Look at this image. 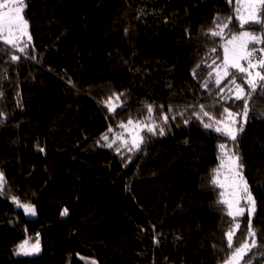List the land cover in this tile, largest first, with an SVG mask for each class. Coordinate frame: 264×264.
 Masks as SVG:
<instances>
[{
	"label": "trees",
	"instance_id": "16d2710c",
	"mask_svg": "<svg viewBox=\"0 0 264 264\" xmlns=\"http://www.w3.org/2000/svg\"><path fill=\"white\" fill-rule=\"evenodd\" d=\"M24 2L32 38L26 52L12 62L10 46L0 43V172L6 181L0 264H86L79 255L98 264H224L230 254L225 233L235 221L212 183L221 143L241 157L261 243L264 98L259 89L253 94L235 144L191 114L192 106L199 111L204 105L220 119L225 107L242 108V101L221 99L227 88L201 87L207 64L223 57L222 48L210 53L216 45L204 33L216 17H234L235 1ZM252 27L262 29L245 26ZM229 29L240 30L239 23L233 19ZM121 92L125 107L110 114L102 102H115L113 93ZM146 104L156 109V124L169 116L165 134L146 139L135 153L104 146L109 125L119 131L121 121H145ZM12 197L33 203L37 216L26 217ZM242 219L234 247L247 236L248 217ZM37 234L42 251L16 256L17 246ZM249 258L264 264V248L252 249Z\"/></svg>",
	"mask_w": 264,
	"mask_h": 264
},
{
	"label": "snow or ice",
	"instance_id": "6c2138e0",
	"mask_svg": "<svg viewBox=\"0 0 264 264\" xmlns=\"http://www.w3.org/2000/svg\"><path fill=\"white\" fill-rule=\"evenodd\" d=\"M231 4L232 0H228ZM27 7L24 0H3L0 2V43L5 46H10L9 50L13 52L10 56V61H19L22 57L16 53L24 54L31 42V35L28 32V21L25 19L23 12ZM4 9H7L6 11ZM234 17H228L227 22L221 20L220 17H216L213 21L214 27L204 33L206 37L212 38L213 43L216 45L209 49L210 53H217V48H222L223 57L220 63L217 60L220 59L219 55L212 59L211 64H207L208 79L204 80L201 87L207 89L209 84L214 82L219 93H224L225 89L229 95L227 97L221 96V99H234L235 101H242V111L232 112L229 108L225 107L220 119H216L211 116L208 111L205 110L204 105H199V111H196L195 106H192V116H194L205 129H210L216 133L221 134L233 144L237 141V136L240 132H243V124L247 122L249 116L250 107L249 101L253 94H257L261 98H264V47L255 48L249 50V45H264V35L258 36L252 32L245 30V26L249 24H259L264 28V0H236L234 8ZM235 19L240 26L238 33H232L229 29V25ZM228 31V35H225V30ZM24 37H27V41H24ZM219 38V41L216 40ZM258 53L260 55H258ZM34 59V57H32ZM255 60V62H253ZM243 62V63H242ZM206 63V61L204 62ZM246 64V66H245ZM201 67L200 64L196 65L193 69V77L197 76V69ZM240 79V83H237V79ZM227 80V84L221 87L222 81ZM71 83V81H69ZM247 86V91L245 88ZM3 94L0 93V96ZM126 93H113V97H109L108 100L102 103L107 108L110 114H117V109H123L124 103L121 101V97ZM148 116L145 121L133 120L129 118L127 122L121 121L117 127L122 129L121 132L114 133V129L109 125L107 132L101 137L106 143L104 146L112 148L116 145L115 151L121 154V149H126L129 153L139 152L142 149V145L146 139H150L151 136L165 134V127L169 123V116L163 115L162 123L156 124L154 122L153 112L156 110L152 104L145 105ZM163 109V105L158 106ZM168 111L171 112L172 108L169 106ZM183 116V113H179ZM226 114V115H225ZM4 114L0 112V117ZM207 117V121L205 120ZM239 118V119H238ZM175 119V117H171ZM242 121V122H241ZM185 124L189 121L186 119ZM238 125V126H237ZM114 133V138L109 141V134ZM141 133H146L142 135ZM126 134V135H125ZM119 141V144H117ZM221 156L219 157L221 168H227V175L224 177V181L221 182L220 168L214 169L215 173L212 179L214 186L226 191L220 192V199L218 203L227 206V215L234 221L247 212V236L243 242L234 247V236L239 229V223H236L232 229L225 233L227 238V248L230 250V254L224 259V264H250L249 261H245V256L254 248H264V232L260 233V241H257V232L252 226V217L256 213V200L252 195L247 180L243 175V163L241 157L233 152L231 149H227V144L221 143L218 145ZM41 152L43 148L39 149ZM130 160L131 157H128ZM6 184L4 174L0 172V195L4 194V185ZM13 201L18 207L22 208L26 214L35 215V207L21 203L19 198L12 197ZM243 201V204L241 203ZM67 209H64L61 215H67ZM40 252L39 238L37 234L36 242L29 244V240H24L18 247L17 255H36ZM91 264H95L92 261Z\"/></svg>",
	"mask_w": 264,
	"mask_h": 264
},
{
	"label": "rangeland",
	"instance_id": "374dc122",
	"mask_svg": "<svg viewBox=\"0 0 264 264\" xmlns=\"http://www.w3.org/2000/svg\"><path fill=\"white\" fill-rule=\"evenodd\" d=\"M235 1V3H236V0H234ZM0 2H3V0H0ZM5 11L7 10V9H4ZM23 15H24V12H23ZM24 17H25V15H24ZM25 19H26V17H25ZM27 20V19H26ZM28 25H29V23H28ZM245 30H247V31H249V32H252V33H254V34H256V35H258V36H261V35H264V28H262V29H256V27H252V28H245ZM240 30H238V31H235V32H233V33H238ZM28 32H29V34L31 35V32H30V28L28 27ZM24 39V41H27V37H24L23 38ZM31 41H32V38H31ZM253 47H255V48H257V49H259V48H262V47H264V45H261V44H257V45H252V44H250L249 45V50H251ZM258 55H260L259 53H258ZM253 62H255V60L253 61ZM220 63V62H219ZM243 63V62H242ZM245 66H246V64H245ZM241 81H240V79H239V77H238V79H237V83H240ZM222 83H224V85H223V87L227 84V80H225V81H222ZM245 88H246V91L248 90L247 89V86L245 85ZM229 109H230V111H232V112H241L242 111V108H239V109H233V108H231V107H229ZM239 119V118H238ZM134 120V119H133ZM135 121V120H134ZM242 122V121H241ZM126 123V122H125ZM238 126V125H237ZM243 126H244V124H243ZM122 131V129H119V131H114V133H118V132H121ZM114 133H112V135L109 137V141H111V139H113L114 138ZM126 135V134H125ZM117 144H119V141H117ZM228 149H230V148H228L227 147V149H226V151L228 150ZM231 150H232V148H231ZM233 151V150H232ZM234 152V151H233ZM220 154V156H221V152L219 153ZM220 164H221V161H220ZM220 164H219V168H220V177H219V179L221 180V182H223L224 181V177L227 175V168L225 167V168H221L220 167ZM222 191H226V189H222ZM21 203H26V204H30V205H32V206H34L35 207V205L33 204V203H31V202H21ZM242 204H243V201L241 202ZM17 205V204H16ZM35 210H36V207H35ZM25 213V212H24ZM25 215H26V217H28V218H34V217H36L37 216V211H36V214L33 216V215H30V214H26L25 213ZM245 216H247V212H245V215L244 216H241V217H238L236 220H235V223H234V225L236 224V223H239V225L241 224V222H242V218L243 217H245ZM248 217V216H247ZM253 218V217H252ZM234 225H233V227H234ZM232 227V228H233ZM231 228V229H232ZM28 240V239H27ZM23 242V241H22ZM36 242V240H34V241H30L29 240V244L31 245V244H34ZM39 245H40V252L42 251V244H41V241H40V239H39ZM18 247V246H17ZM16 251H17V248H16V250H15V255L16 256H25V255H17L16 254ZM39 252V253H40ZM38 253V254H39ZM37 255V254H36ZM28 256H33V255H28ZM79 257L86 263V264H91V262L92 261H95V264H98V262H97V260L94 258V257H89V256H84V255H79Z\"/></svg>",
	"mask_w": 264,
	"mask_h": 264
}]
</instances>
